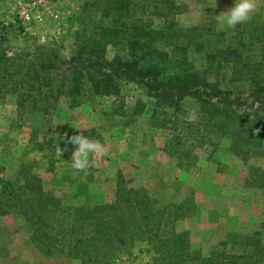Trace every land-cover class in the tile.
<instances>
[{"label":"trees","instance_id":"16d2710c","mask_svg":"<svg viewBox=\"0 0 264 264\" xmlns=\"http://www.w3.org/2000/svg\"><path fill=\"white\" fill-rule=\"evenodd\" d=\"M187 8L179 0H79L67 52L58 44L16 42L10 34L23 33L20 26H1L0 104L13 97L20 121L29 113L50 119L62 100L75 107L112 96L107 115L127 119L125 125L147 115L151 127L169 134L165 150L180 166L194 147L216 149L224 140L243 162L264 158V24L227 28L212 18L184 27L177 16ZM130 84L152 98L150 108L141 99L124 103ZM72 135L40 142L33 131L29 143L52 159ZM36 167L34 159L22 161L14 177L0 178V215H20L45 257L121 264L145 243L153 264H264V219L258 229L228 233L205 256L191 247L188 230L177 228L194 213L192 198L160 205L119 173L112 202L68 204L44 188ZM248 167L244 186L264 192V170Z\"/></svg>","mask_w":264,"mask_h":264},{"label":"rangeland","instance_id":"374dc122","mask_svg":"<svg viewBox=\"0 0 264 264\" xmlns=\"http://www.w3.org/2000/svg\"><path fill=\"white\" fill-rule=\"evenodd\" d=\"M187 4V11L178 15L181 26L201 24L228 11L234 0H179ZM79 0H0V27L20 26L23 33L10 38L22 44L52 43L68 51L72 32L77 28L70 20L78 9ZM216 5V6H215ZM215 7V8H213ZM252 21L264 24V0L250 19L241 24L249 27ZM112 55L111 52L108 53ZM197 66L200 54H191ZM125 104L137 99L147 107L152 98L135 84L122 92ZM114 97H96L75 107L62 100L50 119L39 113L16 116L13 97L0 104V178L14 177L22 161L36 160L45 189L63 197L68 204H99L115 198L117 176L120 173L130 186H141L156 198L160 205L179 203L192 198L194 213L177 222V228L188 230L191 247L207 256L230 232L246 233L258 229L264 219V192L244 186L248 166L264 170V158L243 162L227 152V141L216 149L194 147L183 166L165 150L169 134L149 125L147 115L125 125L126 120L108 116ZM189 114L194 105L187 103ZM93 129L91 133L87 130ZM34 131L37 141L48 142L58 136L83 134L101 142L106 154H92L85 170L72 167L74 147L49 154L32 149L29 139ZM262 238L264 241V230ZM153 256L145 243L136 245L130 255L121 257V264H153ZM0 264H80L67 256L45 257L29 239L24 219L15 213L0 215Z\"/></svg>","mask_w":264,"mask_h":264},{"label":"clouds","instance_id":"9594fccd","mask_svg":"<svg viewBox=\"0 0 264 264\" xmlns=\"http://www.w3.org/2000/svg\"><path fill=\"white\" fill-rule=\"evenodd\" d=\"M256 7L257 0H234L233 6L228 11L216 16L222 26L235 28L237 25L247 22ZM68 145L74 146L72 167L76 170L87 169L90 166V156L92 154H106L105 147L101 142L90 139L82 133L69 137L65 144V150ZM57 155H62L61 149H59Z\"/></svg>","mask_w":264,"mask_h":264},{"label":"built area","instance_id":"2783aa9c","mask_svg":"<svg viewBox=\"0 0 264 264\" xmlns=\"http://www.w3.org/2000/svg\"><path fill=\"white\" fill-rule=\"evenodd\" d=\"M39 1L41 2V1H44V0H39Z\"/></svg>","mask_w":264,"mask_h":264}]
</instances>
